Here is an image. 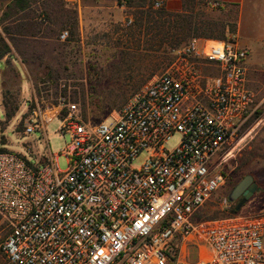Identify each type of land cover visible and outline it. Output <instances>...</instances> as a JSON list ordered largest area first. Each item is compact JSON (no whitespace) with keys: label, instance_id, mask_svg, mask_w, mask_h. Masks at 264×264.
Returning a JSON list of instances; mask_svg holds the SVG:
<instances>
[{"label":"built area","instance_id":"1","mask_svg":"<svg viewBox=\"0 0 264 264\" xmlns=\"http://www.w3.org/2000/svg\"><path fill=\"white\" fill-rule=\"evenodd\" d=\"M247 57L236 35L194 38L115 117L97 124L85 123L63 97L27 107L24 135L45 136L56 120L57 134L69 141L52 154L46 140L48 153L32 160L0 148V217L7 228L0 252L7 261L264 264V211L232 213L224 198L226 216L197 218L224 188L225 164L258 109L247 86ZM174 136L178 143L168 149Z\"/></svg>","mask_w":264,"mask_h":264},{"label":"rangeland","instance_id":"2","mask_svg":"<svg viewBox=\"0 0 264 264\" xmlns=\"http://www.w3.org/2000/svg\"><path fill=\"white\" fill-rule=\"evenodd\" d=\"M10 1L14 7L7 16L10 20L0 25V41L11 48L10 55L0 59V148L30 160L48 153L46 140L52 154H60L69 141L67 136L57 134L59 123L56 120L46 126L45 136L23 134L24 112L35 101L50 105L63 97L77 105L85 123L110 121L194 39L188 36L185 30L188 25L181 19L184 30L172 38L175 30L171 28L179 19L174 17L176 14L184 15L187 23L204 25L205 32L214 37H219L223 27L237 18L235 8L213 6L217 0H135L130 5L123 0L121 5L116 0H37L24 10H20L14 0ZM156 2H161V7H155ZM5 4L0 0V9ZM147 13L154 23L146 21ZM6 25L10 26L9 35L2 28ZM63 31L68 32V37L62 41ZM11 38L15 44L9 40ZM201 70L205 75L216 73L212 67H201ZM8 108L14 111L10 119L5 113ZM256 112L243 128L231 152L232 157L225 164L224 188L203 206L198 219L226 216L222 201L228 200L232 188L245 176L252 177L257 189L238 212L254 215L264 211V103L258 104ZM177 143L178 136H174L167 148L172 149ZM144 156L142 154L134 165L140 166ZM57 162L59 169L65 171L66 159L59 156ZM234 205L231 202L232 209ZM6 233L0 217L1 241ZM0 264H10L1 252Z\"/></svg>","mask_w":264,"mask_h":264},{"label":"crops","instance_id":"3","mask_svg":"<svg viewBox=\"0 0 264 264\" xmlns=\"http://www.w3.org/2000/svg\"><path fill=\"white\" fill-rule=\"evenodd\" d=\"M4 1L6 4L0 9L1 26L10 20L7 16L14 8L11 7L10 0ZM217 3L221 6L233 7L237 12L235 35L239 45L248 51L247 86L255 94L256 102L262 104L264 103V0H217ZM168 6L171 7L170 4ZM86 8L88 7L85 6L84 10ZM179 8L178 3L175 9ZM12 22L15 24L17 21ZM2 28H10V26L6 25Z\"/></svg>","mask_w":264,"mask_h":264},{"label":"trees","instance_id":"4","mask_svg":"<svg viewBox=\"0 0 264 264\" xmlns=\"http://www.w3.org/2000/svg\"><path fill=\"white\" fill-rule=\"evenodd\" d=\"M35 1H37V0H14V4L20 10H24V9L28 8L30 6V4H32ZM123 1L130 5L135 0H123ZM123 1L116 0V3L118 5H121ZM142 1L144 2V0H142ZM206 4H208V3H206ZM140 7H143V5H141ZM184 8L185 9L187 8L186 4H185ZM140 13L142 14L143 12H140ZM73 14L76 15L77 13L74 11ZM236 14H237V12H236ZM147 15H148V19H146V21L149 23H154L153 17L150 16L151 14L147 13ZM166 15H168V14H166ZM174 17L179 18V19L177 20L178 22L174 21V26L171 28L172 30H175L174 33L172 34V38H174L176 36V33L182 32L184 30V24L182 23L183 21L184 22L186 21V24L188 25L187 27H185V30H187V32H189L188 36L194 37V38L199 37V38H206V39L226 40L229 37L226 34H230V36L235 35L236 29H237V18H236V20L234 22L225 25L227 27H223V31L221 32V35L219 37H214V36L208 35L207 31L205 32V26L204 25L194 23L193 21H190L189 23H187V19L184 18V15L182 16V14H179V13L176 14ZM180 19L182 20V22L180 21ZM155 23H157V22H155ZM72 24H73V28H75L76 24H77L75 18L73 19ZM163 26H164V24H161V27H163ZM21 29H26V27H22ZM4 32L6 33V35H9V33H11L10 28H4ZM72 33H73V31H72ZM9 40L13 41V43L15 41L13 38H11ZM10 53H11V48L7 45V43L4 42L3 40L0 41V59L4 58L6 56H9ZM4 107L7 110V104H4ZM5 113H6L7 119H10L14 115V111L11 109L6 111ZM231 212L234 213L235 208H233Z\"/></svg>","mask_w":264,"mask_h":264},{"label":"water","instance_id":"5","mask_svg":"<svg viewBox=\"0 0 264 264\" xmlns=\"http://www.w3.org/2000/svg\"><path fill=\"white\" fill-rule=\"evenodd\" d=\"M247 188V190L243 193V198L238 202V204L235 206V211H239L240 208L247 202V200L252 196V194L255 192V190L257 189V185L256 183H254L252 181V177L251 176H245L241 182L236 185L232 191L229 193L228 195V200L230 202H234L238 195L241 194V192L243 190H245Z\"/></svg>","mask_w":264,"mask_h":264},{"label":"flooded vegetation","instance_id":"6","mask_svg":"<svg viewBox=\"0 0 264 264\" xmlns=\"http://www.w3.org/2000/svg\"><path fill=\"white\" fill-rule=\"evenodd\" d=\"M240 182H241V181H240ZM240 182H239V183H240ZM239 183H238V184H239ZM238 184H237V185H238ZM235 186H236V185H235ZM235 186H234V187H235ZM234 187H233V188H234ZM233 188H232V189H233ZM246 190H247V188H246L245 190H243V191L241 192L240 195H238L237 199H236L234 202H232L233 204H235L234 206H236V205L238 204V202L243 198V193H244ZM231 191H232V190H231Z\"/></svg>","mask_w":264,"mask_h":264}]
</instances>
